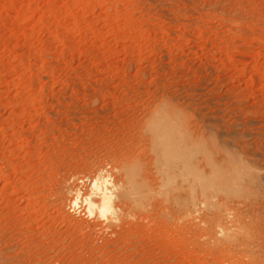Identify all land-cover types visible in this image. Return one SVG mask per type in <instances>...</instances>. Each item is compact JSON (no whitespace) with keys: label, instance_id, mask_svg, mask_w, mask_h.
Listing matches in <instances>:
<instances>
[{"label":"rangeland","instance_id":"rangeland-1","mask_svg":"<svg viewBox=\"0 0 264 264\" xmlns=\"http://www.w3.org/2000/svg\"><path fill=\"white\" fill-rule=\"evenodd\" d=\"M0 264H264V0H0Z\"/></svg>","mask_w":264,"mask_h":264},{"label":"bare ground","instance_id":"bare-ground-1","mask_svg":"<svg viewBox=\"0 0 264 264\" xmlns=\"http://www.w3.org/2000/svg\"><path fill=\"white\" fill-rule=\"evenodd\" d=\"M99 183H98V185H101ZM101 195H102V199H103V205H104L103 207L106 209L108 207L109 196L107 195V192L105 190L102 191Z\"/></svg>","mask_w":264,"mask_h":264}]
</instances>
